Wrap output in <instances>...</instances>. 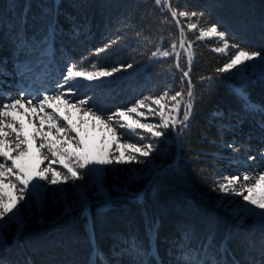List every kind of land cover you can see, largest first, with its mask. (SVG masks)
<instances>
[{
    "label": "snow or ice",
    "instance_id": "snow-or-ice-1",
    "mask_svg": "<svg viewBox=\"0 0 264 264\" xmlns=\"http://www.w3.org/2000/svg\"><path fill=\"white\" fill-rule=\"evenodd\" d=\"M129 7V15L118 19L115 28L109 27L105 40L89 47L78 59L56 47L57 37L68 35L78 40L90 33H86V24L74 18L70 20V30H63L58 22L59 0H53L42 12L43 32L34 43L27 36L19 40V32L15 33L19 44L29 49L39 47L38 55L44 57L46 69L56 72L46 71L50 82L45 79L39 88L22 86L15 96L0 90V264H16L3 256L10 249L3 233L12 224L17 232L22 231L28 219L26 212H40L58 204L65 211L73 207L86 210L93 199L107 209L114 202L112 192L140 201L142 196L131 193V186L146 176L166 171L153 154L162 155L169 142L183 147L194 130L205 95L211 96L221 88L229 91L240 104L235 123L259 116L256 123L264 132V104L254 102L247 92L249 82L264 80V49L246 44L208 8L191 9L180 0H131ZM26 23L25 15L21 24ZM201 45L217 54V66L196 80L197 48ZM126 48L137 55L127 63L117 60L106 64L110 56H118ZM58 55L62 60H58ZM157 69L162 70V75ZM29 70L30 65L22 61L16 74L23 77ZM141 70L153 81L155 91H149L126 108L105 112L113 86ZM6 71V67H0V74ZM237 80L238 85L233 83ZM212 115L223 119L219 111ZM25 121L31 131L26 129ZM31 146L35 147L34 162L24 163L32 155ZM219 147L240 151L234 143L222 142ZM201 155L206 154L197 153L198 157ZM45 161L47 165L42 166ZM237 162L241 167L233 173L213 175L211 190L226 198L220 200V207L229 212L237 226L252 219V224L247 225L251 232L264 233V195H255L258 188L264 187V149L249 155L247 161ZM57 164L60 167H53ZM136 164L143 167L123 170L127 172L125 180L121 183L116 176L112 186H108L105 167ZM201 175L207 179L209 174L202 169ZM61 185H71V189ZM46 186H56L51 190L50 205L45 204L49 194ZM234 196L246 203L234 204L227 199ZM22 202L24 206L20 207ZM158 228L156 221L147 222V247L135 233L118 237L119 252L114 246L112 257L126 255L130 264H164L154 247ZM193 236L191 229L182 230L179 240L174 241L176 256L169 264H240L234 257L229 259L230 230L210 229L195 248L191 245ZM246 239L248 248H255L250 238ZM259 252V264H264V236ZM25 264L32 262L27 260ZM85 264H113V259L95 242L94 234L90 235Z\"/></svg>",
    "mask_w": 264,
    "mask_h": 264
},
{
    "label": "trees",
    "instance_id": "trees-1",
    "mask_svg": "<svg viewBox=\"0 0 264 264\" xmlns=\"http://www.w3.org/2000/svg\"><path fill=\"white\" fill-rule=\"evenodd\" d=\"M59 2L58 22L63 30L66 33L70 30V20L74 18L76 22L86 24V33H90L80 36L78 40L68 35L57 37L56 47L75 59L89 47L103 42L109 27L115 28L117 20L131 12V0ZM52 3L53 0H0V67L7 69L0 74V90L3 92L15 96L22 86L39 88L45 79L50 82V78L45 76L46 71L55 74V69H46L44 57L38 55L39 47L29 49L19 44L15 35L19 32V40L27 36L34 43L43 32L42 12L47 11ZM180 3L195 10L208 8L215 18L246 44L264 49V0H180ZM25 15L27 23L21 24V17ZM133 55L137 54L131 48H126L118 56H110L106 64L111 65L117 60L127 63ZM216 56L207 47L201 45L197 48L196 80L211 73L217 66ZM57 58L62 60L59 55ZM22 61L30 65V70L23 77L16 74ZM152 71L148 69V72ZM156 71L162 75V70ZM233 83L238 85L240 81ZM113 88L111 97L105 103L104 110L108 113L117 108H126L149 91H155L153 81L145 77L144 70ZM247 92L254 102L264 104V80L249 82ZM217 111L223 113L222 120L213 117L212 114ZM239 113L240 104L229 91L221 88L211 96L205 95L198 109L194 130L190 138L184 141L183 147L179 145L178 149L176 143L169 142L162 155L156 157L153 154L158 163L164 164L166 171L158 174L152 182H149L152 176H147L131 186V193L142 196L140 201L125 199L118 192H112L114 202L107 209L94 203L86 210L82 207H73L69 211L61 207L43 210L42 218L29 220L22 231L17 232L12 224L3 233L10 245L3 256L16 264H25L27 260L32 264H85L90 252V235L94 234L95 242L113 259V264L117 261L118 264H130V257H112L111 250L117 246L118 237H126L129 233L138 235L147 247L146 227L151 220L159 225L154 247L164 264L174 260L177 252L174 241L179 240L185 228L194 233L191 241L194 248L210 229L218 232L230 230L229 259L234 257L240 264H249L250 261L259 264V246L264 233L251 232L247 226L252 224L251 219L245 225L237 226L229 212L220 207V200L226 198L211 190L213 175L233 173L241 167L238 160L247 161L249 155L264 149V132L256 123L259 116L246 117L236 124ZM120 132L123 133L122 130ZM222 142L234 143L240 151L236 153L230 148L219 147ZM197 153L206 155L198 157ZM202 169L209 174L207 179L201 175ZM116 173L122 183L126 173ZM227 199L241 201L239 196ZM246 238H250L255 248H248ZM116 251L119 252L118 246Z\"/></svg>",
    "mask_w": 264,
    "mask_h": 264
},
{
    "label": "rangeland",
    "instance_id": "rangeland-1",
    "mask_svg": "<svg viewBox=\"0 0 264 264\" xmlns=\"http://www.w3.org/2000/svg\"><path fill=\"white\" fill-rule=\"evenodd\" d=\"M48 111H52V109H48ZM73 119H74V121H75V114L73 115ZM61 123H63V121H61ZM25 127H26V129L28 130V131H31V129L30 128H28V126H27V121H25ZM47 128V125H45V129ZM123 131V133H126L125 132V130L124 129H119V132L120 131ZM75 133H72V135H74ZM127 135H129L128 133H126ZM32 147V155L30 156V157H28V158H25L24 159V163H28V164H31V163H33L34 162V159H33V157H34V153H35V147L34 146H31ZM259 152V151H258ZM117 154H119V153H117ZM257 154V153H256ZM255 154V155H256ZM254 155V154H253ZM0 159H2V158H0ZM9 163H11V161H9ZM47 161H45L44 162V164L42 165V166H46L47 165ZM251 163V162H250ZM252 163H255V162H252ZM53 167H60L58 164L57 165H53ZM129 167H132V168H141V167H143L142 165H139V164H136V165H113V166H111V167H105L104 169H103V171H104V173H105V180H106V182H107V184H109L108 186L109 187H111L112 186V184H113V181H114V178L117 176V170L119 169V170H121V171H119L118 173L121 175V174H123L124 172L126 173V175H127V172L126 171H123V170H125V169H127V168H129ZM147 177V176H146ZM87 179V178H86ZM120 180V179H119ZM41 183H43V182H41ZM77 183H80L79 181L77 182ZM46 187H48V189H49V194H48V196L45 198V204L46 205H50L51 204V200H52V197H51V190H52V188H54V187H56V186H46ZM60 187H63V188H68L69 190L71 189V185H61ZM255 195H257V196H259V195H264V187H261V188H258L257 190H256V193H255ZM241 201H233L234 202V204H239V203H246V202H243L242 201V199H240ZM94 203H96V204H101L100 202H98L96 199H93V201H92V203L90 204V205H92V204H94ZM24 206V202H22L21 203V205H20V207H23ZM59 207H61L62 209H64V206L62 205V204H58V205H56V206H54V207H46L45 209H43V210H51V209H57V208H59ZM249 207H251V206H249ZM42 210V211H43ZM42 211H40V212H32V213H25V215H27V217H28V219L26 220V222L25 223H27L29 220H31V219H41L42 218ZM256 211L258 212V211H260L259 209H256ZM251 221H252V219H251ZM253 222V221H252ZM13 225H15V224H13ZM16 226V225H15Z\"/></svg>",
    "mask_w": 264,
    "mask_h": 264
},
{
    "label": "water",
    "instance_id": "water-1",
    "mask_svg": "<svg viewBox=\"0 0 264 264\" xmlns=\"http://www.w3.org/2000/svg\"><path fill=\"white\" fill-rule=\"evenodd\" d=\"M177 146H178V149H179V144H177ZM156 176H157V175H153L149 182H152V180H153Z\"/></svg>",
    "mask_w": 264,
    "mask_h": 264
}]
</instances>
